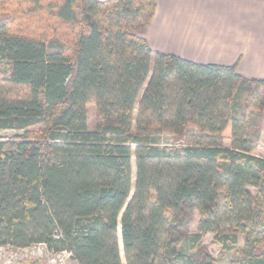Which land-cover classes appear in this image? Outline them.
Masks as SVG:
<instances>
[{
    "label": "trees",
    "instance_id": "16d2710c",
    "mask_svg": "<svg viewBox=\"0 0 264 264\" xmlns=\"http://www.w3.org/2000/svg\"><path fill=\"white\" fill-rule=\"evenodd\" d=\"M35 2L60 33L0 19V129L17 131L0 137V246L220 264L212 234L228 264H264V79L153 51L140 32L157 0Z\"/></svg>",
    "mask_w": 264,
    "mask_h": 264
},
{
    "label": "crops",
    "instance_id": "0c3cea01",
    "mask_svg": "<svg viewBox=\"0 0 264 264\" xmlns=\"http://www.w3.org/2000/svg\"><path fill=\"white\" fill-rule=\"evenodd\" d=\"M140 35L153 51L264 79V0H157Z\"/></svg>",
    "mask_w": 264,
    "mask_h": 264
},
{
    "label": "rangeland",
    "instance_id": "374dc122",
    "mask_svg": "<svg viewBox=\"0 0 264 264\" xmlns=\"http://www.w3.org/2000/svg\"><path fill=\"white\" fill-rule=\"evenodd\" d=\"M51 0H41V3L47 6V4ZM35 0H0V19L7 20L13 30H22L25 27V23H28L31 25L30 29L31 32L34 33L37 36H47V38L52 37L54 35V31L56 30L58 33H60L62 27H61V22L56 19L54 16H51L48 13V9H39L35 11L34 15H29L28 13L25 12L24 7H28L29 5L35 6ZM42 19L46 20L43 21ZM37 25V23L40 24L39 29H36L33 26ZM26 32V31H25ZM6 68V63L5 62H0V70H4ZM88 110H89V128L94 129V103L91 102L88 104ZM139 107L137 106L135 109V113L138 114ZM245 111L248 114H256L258 110L255 108L254 104L251 105L249 108H246ZM188 133H198L199 130L197 126L194 124H189L187 126ZM16 130L12 129H7V130H2L0 129V137H6V136H11L14 133H16ZM170 136H167L168 138ZM261 138V144L262 147L257 149L255 151V154L257 155H264V124L261 130L260 134ZM136 169L135 163H134V171ZM199 215L196 216V220L194 225L191 228L192 232H198L199 230ZM213 235L210 234L208 235V238L206 240V246L207 249L210 251V253L213 255L215 259L219 261L220 264H228L230 261V254L226 258H223L220 253V247L215 244L213 241ZM242 242V241H241ZM0 256H3V254L8 255L9 257H14L15 258V264H25V260L27 259H36L39 258L36 254V250L33 251H25L23 248H20L18 250H13L12 247L10 246H0ZM44 258V256H43ZM75 264H78L76 261H74Z\"/></svg>",
    "mask_w": 264,
    "mask_h": 264
},
{
    "label": "built area",
    "instance_id": "2783aa9c",
    "mask_svg": "<svg viewBox=\"0 0 264 264\" xmlns=\"http://www.w3.org/2000/svg\"><path fill=\"white\" fill-rule=\"evenodd\" d=\"M23 249L25 251L36 250L35 255L38 257L44 256V262L42 264H75L74 260L71 258L72 253L70 251H53L49 249L46 243H34ZM0 264H15V258L3 254V256H0Z\"/></svg>",
    "mask_w": 264,
    "mask_h": 264
}]
</instances>
